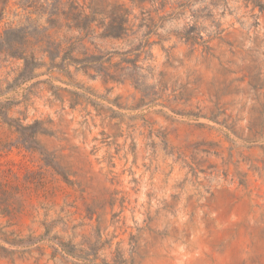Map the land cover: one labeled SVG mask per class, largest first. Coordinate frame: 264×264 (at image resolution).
<instances>
[{
  "label": "rangeland",
  "instance_id": "obj_1",
  "mask_svg": "<svg viewBox=\"0 0 264 264\" xmlns=\"http://www.w3.org/2000/svg\"><path fill=\"white\" fill-rule=\"evenodd\" d=\"M0 17V264H264V0Z\"/></svg>",
  "mask_w": 264,
  "mask_h": 264
},
{
  "label": "trees",
  "instance_id": "obj_2",
  "mask_svg": "<svg viewBox=\"0 0 264 264\" xmlns=\"http://www.w3.org/2000/svg\"><path fill=\"white\" fill-rule=\"evenodd\" d=\"M7 1L8 0H0V3L1 2L6 3ZM48 5H50V4H48ZM52 6H53V8L51 9L52 11L49 13L51 17L58 14V10H59V8L55 5V3H52ZM129 14H130V11L128 9H124L123 14L120 16V18H116L113 20L112 23H113V25H116L115 28H117V30L123 29L128 24ZM5 114H7V111L0 109V115H5Z\"/></svg>",
  "mask_w": 264,
  "mask_h": 264
}]
</instances>
